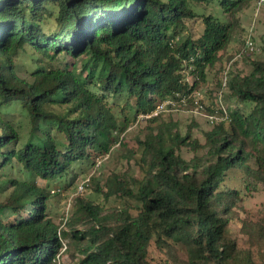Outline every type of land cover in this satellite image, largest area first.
Wrapping results in <instances>:
<instances>
[{
	"label": "trees",
	"instance_id": "obj_1",
	"mask_svg": "<svg viewBox=\"0 0 264 264\" xmlns=\"http://www.w3.org/2000/svg\"><path fill=\"white\" fill-rule=\"evenodd\" d=\"M210 1L0 0V264H54L62 239L83 255L76 264H264V210L238 218L244 192L224 187L229 170L243 168L245 189H264V59L247 73L224 68L229 92L206 109L222 114L232 97L242 106L224 105L227 118L203 141L168 111L146 117L170 99L196 106L206 69L256 0H220L227 21L197 11ZM12 106L23 117L7 119ZM138 117L144 139L126 158L139 173L87 182L94 196L130 203L104 210L78 197L59 235L49 183L125 149Z\"/></svg>",
	"mask_w": 264,
	"mask_h": 264
},
{
	"label": "rangeland",
	"instance_id": "obj_2",
	"mask_svg": "<svg viewBox=\"0 0 264 264\" xmlns=\"http://www.w3.org/2000/svg\"><path fill=\"white\" fill-rule=\"evenodd\" d=\"M199 13L213 14L221 21H227L228 17L225 12L222 10L220 5V0H211L209 3L200 5L196 7ZM240 18L243 24V30L237 32L233 37L231 44L228 49L223 52L221 61L217 62L214 66L208 67L206 69L205 80L198 84V88L195 91L198 99L205 105V107H214L217 104L220 96L222 94H227L229 92L228 86L220 87V81L224 76V68L227 70L231 65V71H237L242 73H247L250 70L249 62L253 59H264V6L258 8L256 1H254L247 9L240 13ZM194 33H199L200 26L197 22L194 23L192 27ZM252 38L255 50L249 51L246 47V40L248 37ZM21 59L25 63L26 67L31 66L29 58L21 54ZM235 61V62H234ZM233 62L236 63L233 65ZM44 65H48L45 62ZM187 79L190 82H194L196 75L188 74ZM224 104L230 109H235L236 107L241 108V104L236 101V97L229 98ZM121 106H125V101H121ZM128 110V107H126ZM250 108H247L248 112ZM172 117L177 120L179 127L182 132H186L189 127H192L195 136L203 141V131L211 128L212 123L208 118L202 113H196L195 107H188V105L178 106L173 109L167 110ZM5 117L9 120L19 119L23 117L19 107L12 106L4 110ZM146 121L142 117L136 118L131 122L129 128L122 135V140L126 143L125 149H121L118 145L113 150L111 157L107 156L105 158L101 157L96 160L95 165L84 164L82 172L77 170V174H71L62 180L51 181L50 188L54 194V197L49 201V215L50 217L59 225H63V217L68 207V202L71 199L73 204L70 206V216L72 217L73 213L76 210V201L77 198L88 199L92 197L95 203L100 204L104 210L112 208L115 206L122 207L130 203L126 199H115L112 197L110 200H106L105 197L100 195L93 194V185L90 184L87 186L88 179L91 175H97L100 177L101 183L105 180L108 174L112 171L124 172L127 171L129 174H138L139 168L135 163V160L131 161L126 158L129 150H138L139 140L144 139V127L146 126ZM119 149V150H118ZM251 167H254V163H250ZM79 169V167H78ZM245 175L246 172L243 168H231L226 176L224 181L225 188H239L242 189L245 195V201L243 203V208L238 211V218H243L246 215V211L258 212L264 210V189L262 186H259L258 190H252L253 185H250L251 191L245 189ZM71 179L73 181L71 182ZM83 181H86L84 189L80 192L79 185ZM40 185H45L46 182L39 179ZM51 190V192H52ZM107 212V211H105ZM70 221V219H69ZM68 223L62 227L64 230L67 229ZM68 249L62 255L63 259L61 264H76L77 260L83 255L76 250L73 241H67ZM182 256L185 257L186 252L183 250L181 252Z\"/></svg>",
	"mask_w": 264,
	"mask_h": 264
},
{
	"label": "built area",
	"instance_id": "obj_3",
	"mask_svg": "<svg viewBox=\"0 0 264 264\" xmlns=\"http://www.w3.org/2000/svg\"><path fill=\"white\" fill-rule=\"evenodd\" d=\"M256 3H257L258 8L261 7V6H264V0H256ZM246 47L248 48L249 51H254L255 50V45H254V42H253L251 36L248 37L247 40H246ZM224 86H226V80L224 82ZM193 97L195 99V104H196L195 112L196 113H201V114L203 113L208 118V120L211 123H217V122L222 121L223 118H225V119L227 118V109L222 103H221V109H222V112H223L222 114H220L217 111L204 113L205 106L198 99V97L195 94V92L193 94ZM175 106H176V101H174L173 99L166 100V101L162 102L152 114L147 115L146 117H151L152 115H156L157 113H159L161 111H167V110L170 109L168 107H175ZM85 182L86 181H83L82 184L79 185L80 190L78 192H80V191H82L84 189L85 184H86ZM72 204H73V202L70 199L69 202H68V207L66 208V211H65V214H64V217H63V221H64L63 225L59 229V235L61 234V231H62L61 228L65 225V223L67 222L68 217L70 216V206ZM62 241H63V246H62L60 252L58 253V255L56 256V258L54 260V264H61L62 263V261H61L63 259L62 255L68 249L67 240L62 239Z\"/></svg>",
	"mask_w": 264,
	"mask_h": 264
},
{
	"label": "clouds",
	"instance_id": "obj_4",
	"mask_svg": "<svg viewBox=\"0 0 264 264\" xmlns=\"http://www.w3.org/2000/svg\"><path fill=\"white\" fill-rule=\"evenodd\" d=\"M204 106H205V105H204ZM204 113H208V111H207L206 107H205V111H204Z\"/></svg>",
	"mask_w": 264,
	"mask_h": 264
}]
</instances>
